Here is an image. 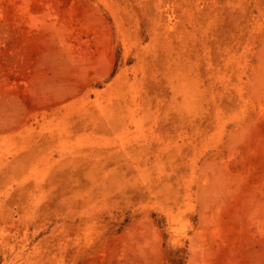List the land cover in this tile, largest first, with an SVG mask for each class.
Masks as SVG:
<instances>
[{"label": "rangeland", "instance_id": "374dc122", "mask_svg": "<svg viewBox=\"0 0 264 264\" xmlns=\"http://www.w3.org/2000/svg\"><path fill=\"white\" fill-rule=\"evenodd\" d=\"M0 264H264V0H0Z\"/></svg>", "mask_w": 264, "mask_h": 264}]
</instances>
